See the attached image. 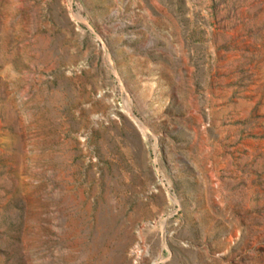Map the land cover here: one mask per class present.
<instances>
[{"label":"rangeland","instance_id":"obj_1","mask_svg":"<svg viewBox=\"0 0 264 264\" xmlns=\"http://www.w3.org/2000/svg\"><path fill=\"white\" fill-rule=\"evenodd\" d=\"M264 264V0H0V264Z\"/></svg>","mask_w":264,"mask_h":264},{"label":"bare ground","instance_id":"obj_2","mask_svg":"<svg viewBox=\"0 0 264 264\" xmlns=\"http://www.w3.org/2000/svg\"><path fill=\"white\" fill-rule=\"evenodd\" d=\"M141 245H136L135 247H133L132 252L135 254V258L138 259L140 257V255H142L143 251H140L141 249ZM140 263V262H139ZM136 263V264H139ZM135 264V263H134Z\"/></svg>","mask_w":264,"mask_h":264},{"label":"built area","instance_id":"obj_3","mask_svg":"<svg viewBox=\"0 0 264 264\" xmlns=\"http://www.w3.org/2000/svg\"><path fill=\"white\" fill-rule=\"evenodd\" d=\"M136 264V263H139V261L135 258L134 261H133V264ZM140 264V263H139Z\"/></svg>","mask_w":264,"mask_h":264}]
</instances>
